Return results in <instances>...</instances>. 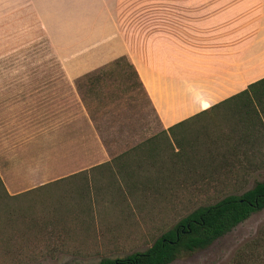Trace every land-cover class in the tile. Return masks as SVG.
Returning <instances> with one entry per match:
<instances>
[{"label": "rangeland", "instance_id": "obj_1", "mask_svg": "<svg viewBox=\"0 0 264 264\" xmlns=\"http://www.w3.org/2000/svg\"><path fill=\"white\" fill-rule=\"evenodd\" d=\"M12 1L6 0V7L13 6ZM121 2L123 6L124 0ZM124 13L119 10V17L124 18ZM55 14L53 17L57 19L68 17L70 25H42L38 13L30 9V3L23 2L19 10L0 11V179L29 180L31 174L39 173V177L30 182L37 183L69 172H52L53 165L65 168L74 162H99L147 138L153 139L157 154L140 167L136 162L128 164L134 173L128 184L134 186L128 188L124 201L113 198L115 187L108 186V175L91 174L94 178L92 204L88 209L82 201V225L77 230H88L91 225L97 235L84 238V235L54 234L60 228H36L38 225L26 230L16 221V236L5 243L15 256L11 260L4 259L0 249V264H96L104 257L141 251L193 208L227 193H241L264 178V166L260 163L264 146L255 147L253 161L234 163L232 167L240 171L233 174L202 171L201 176L197 175L200 171L183 174L177 168L166 169L165 158L169 151L165 150L164 140L159 135L162 127L156 113L138 89L122 91V82L119 85H113L111 80L106 82L102 88L105 94L102 105L94 102L92 95L85 94L92 112L89 116L82 101L80 105L69 100L67 85L73 80L66 79L63 67L73 68L80 56L100 45V37L78 42L79 35L83 34V27L74 20L78 11L57 10ZM78 145L81 150L85 147V154L68 153L67 148ZM204 146L195 148L202 151ZM136 156L135 153V159ZM24 182L27 184L22 189L29 186L28 181ZM77 185H50L44 190L60 194L63 189L74 190ZM66 199L79 202L75 194ZM37 207L34 205L32 209ZM28 214L26 211L23 215ZM38 222L43 224L42 220ZM81 239L84 241L81 245L71 241ZM253 240L256 243L243 253L239 264H264V207L205 249L168 264H231Z\"/></svg>", "mask_w": 264, "mask_h": 264}, {"label": "crops", "instance_id": "obj_2", "mask_svg": "<svg viewBox=\"0 0 264 264\" xmlns=\"http://www.w3.org/2000/svg\"><path fill=\"white\" fill-rule=\"evenodd\" d=\"M121 1L13 0V6L6 7V0H0V11L19 10L23 2L30 3V9L38 13L42 25L69 26L68 17H53L55 11L77 10L74 20L83 27L78 42L95 36L92 38L100 37V45L80 56L73 68L63 67L66 79L72 81L124 55L136 70L163 128L204 110L218 117L231 113L229 107L234 100L215 105L264 76V0H124L123 6ZM103 3L109 4L104 6ZM119 10H124V18L119 17ZM67 90L69 100L81 105L72 82L68 83ZM222 131H226L224 124ZM67 149L77 156L85 154V147L81 150L80 145ZM107 158L92 164L74 162L65 168L63 165L47 167L52 172H69L37 183L30 184L39 173L31 174L29 180L1 179L7 193L12 195L48 183L73 187L80 183L74 175L85 172L90 177L89 169L101 165ZM24 181H28L29 186L22 189L27 184ZM64 190L60 194L44 190L51 196L46 198L45 206L37 205V209L32 206L31 215L43 221L40 227L60 228L54 234L84 235V238L97 235L91 225L88 230H77L82 225V217L77 215L79 205L66 199L74 193ZM30 197L40 199L33 194ZM71 241L74 245L84 243L82 239Z\"/></svg>", "mask_w": 264, "mask_h": 264}, {"label": "trees", "instance_id": "obj_3", "mask_svg": "<svg viewBox=\"0 0 264 264\" xmlns=\"http://www.w3.org/2000/svg\"><path fill=\"white\" fill-rule=\"evenodd\" d=\"M110 80L114 82L113 85H119L122 82L124 84L122 91L138 89L152 107L133 65L124 55H119L78 75L73 80L75 89L89 116L92 112L85 94L92 95V100L102 105V100L105 98L102 88ZM82 88L85 90L82 91ZM230 100H234L233 105L229 107L231 113L219 114L218 117L204 110L159 129V135L164 140V148L169 151L165 158L166 169L177 168V171L183 174L200 171L197 175L201 176L204 175L202 171H210V174L216 171L233 174L237 170L240 171L232 167L234 163L239 165L243 161L246 163L253 161V155L256 154L255 147L264 146V76L248 83L245 89L227 97L215 106ZM223 124L226 131H222ZM201 144L205 146L202 151H199V148L195 147ZM153 146H156L153 144V139L147 138L129 150H124L101 162V165L91 167L89 171L91 174L98 172L105 176L108 175V186L115 187L112 192L113 198L116 200L119 197L121 201H124L126 193L129 192L128 188L134 186V184H128L134 174L128 164L132 165L136 162L140 167L146 160H151L154 156L156 158L157 152L154 153ZM260 156L261 166H264V158L262 159L264 154ZM100 166L103 169H100ZM79 176V186L77 185L74 189L76 192L71 188L69 190L79 198L77 215L81 217L83 214V210L80 209L82 201H84L82 205L87 208L92 204L93 187L91 184L94 178L92 175L89 177L85 172ZM140 183L143 185L142 181ZM51 184H44L12 195L7 193L0 179V245H3L0 249L3 250L1 255L5 256L4 259L7 257L11 260L15 256L13 249L5 243L13 240L11 237H14L16 224L19 223L26 230L35 229L37 225L36 228H40L36 217L31 215L30 208L34 205H46V198L51 195L42 189ZM30 194L37 195L40 199L30 197ZM263 207L264 178L255 181L250 188L241 193H227L211 203L193 208L155 237L145 249L123 256L104 257L96 264H168L174 259L205 249L251 213ZM26 211L29 214L23 215ZM16 221L19 222L16 223ZM254 243H256L254 240L247 243L243 251L238 254L237 260L231 264H239L244 256L243 253L251 249L250 246Z\"/></svg>", "mask_w": 264, "mask_h": 264}]
</instances>
